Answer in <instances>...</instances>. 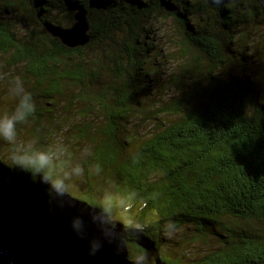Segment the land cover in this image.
<instances>
[{
	"label": "trees",
	"instance_id": "trees-1",
	"mask_svg": "<svg viewBox=\"0 0 264 264\" xmlns=\"http://www.w3.org/2000/svg\"><path fill=\"white\" fill-rule=\"evenodd\" d=\"M81 8L92 40L70 49L47 28H70ZM165 17L179 34L176 96L151 113L143 56ZM263 30L264 0H0V94L20 76L38 103L29 122L59 104L82 112L60 167L100 168L61 196L0 156V247L15 264H132L141 253L149 264H264ZM92 47L98 56L84 57ZM107 71L113 81L91 92ZM107 182V197L142 208L130 222L113 217ZM168 220L216 248L196 260L162 254Z\"/></svg>",
	"mask_w": 264,
	"mask_h": 264
},
{
	"label": "rangeland",
	"instance_id": "rangeland-1",
	"mask_svg": "<svg viewBox=\"0 0 264 264\" xmlns=\"http://www.w3.org/2000/svg\"><path fill=\"white\" fill-rule=\"evenodd\" d=\"M170 18L165 17L159 21L154 20L153 27L151 31L148 33V43L151 44V49L148 54L144 53L145 57V66L144 72L150 73L154 79L153 88V96L152 100H149L146 104V108L152 113L155 110L156 106H161L162 104H166L170 102L175 96L176 92L174 90V85H172V89H170V83H172V77L178 75L179 64L177 63L174 57V51L176 48V40L179 37V34L175 31V23L173 20H168ZM14 24L18 27L23 28L22 22L20 18L14 19ZM175 25V26H174ZM264 33V30L262 31ZM107 42V41H106ZM109 43V42H107ZM108 47V46H107ZM100 50V48H99ZM84 57L94 56L97 57L96 52L94 51V47L85 49ZM147 55V56H146ZM253 59H255L253 57ZM1 61V60H0ZM257 65V60L254 62ZM4 66L0 63V71ZM107 71L104 75L101 76V84L100 86H93L90 90L91 92H96L100 90L101 86H105L107 83H111L113 81L112 76ZM228 73V72H226ZM144 75V73L142 72ZM4 88L1 90L0 100L5 101V103L0 102V108L3 106L6 109L11 111L14 108V100L11 97H8L7 90L9 87V82L2 81ZM74 89V88H72ZM37 106L38 103L36 102ZM43 108L46 107V104H40ZM55 109L49 113H44L43 119L37 124L35 122H27L20 126L22 132L20 131L18 135V139L21 143L27 142L29 140L35 141V146L37 148H45L48 145L55 144L57 141L62 142L66 149L67 153L71 150V146H76V139L71 137V130L75 128L77 123L83 122L85 120L82 118V112L65 109L66 106L59 104L54 106ZM9 112V111H8ZM3 114V112H0ZM128 126L129 129H135L136 127L131 126V123ZM35 128H38L39 131H36ZM146 125L140 126V130L142 134L147 132ZM150 128L148 129V131ZM72 138V140H71ZM76 143V144H75ZM0 156L8 160V155L10 153V146L5 144L4 142H0ZM82 145V146H80ZM77 150L81 151L82 155V147H88V143H81ZM87 145V146H86ZM74 165V164H72ZM96 173V172H95ZM94 171L89 172V174H83L80 176V181H87L88 175L95 174ZM96 175H100L96 173ZM100 180V178H99ZM105 189L102 191L103 196L108 195V193L115 194V188L111 187L108 182L103 185ZM109 190V191H108ZM114 192V193H113ZM105 203L113 209V217L116 219H124L130 222L134 213H137L142 209L139 204L134 202H120L115 196H109L104 199ZM134 213H133V212ZM124 217V218H122ZM160 237L162 242L159 245V250L162 254L169 255L170 257H180L185 254L187 259L196 260L206 252L209 251L210 248H216L217 241L215 239H209L208 243L204 241H198L195 237V230L192 228H182L177 236L173 239H168L163 235V231L160 233ZM151 254V253H150Z\"/></svg>",
	"mask_w": 264,
	"mask_h": 264
},
{
	"label": "clouds",
	"instance_id": "clouds-1",
	"mask_svg": "<svg viewBox=\"0 0 264 264\" xmlns=\"http://www.w3.org/2000/svg\"><path fill=\"white\" fill-rule=\"evenodd\" d=\"M7 94L14 100V108L10 113L0 114V142L10 146L8 160L10 166L31 175L33 178L46 185L50 192L57 195H67L70 181L80 177L85 172V167L76 163L67 167H60L67 158L65 145L57 141L45 148H37L34 140L21 143L18 139V126L26 124L37 112V104L31 91L25 87V82L20 76H14L9 81ZM90 149L82 150V157L90 156ZM99 173V165L89 171ZM104 212V209H97ZM163 235L173 239L180 232V227L174 220H168L162 226ZM132 264H149V257L141 253L133 258Z\"/></svg>",
	"mask_w": 264,
	"mask_h": 264
},
{
	"label": "water",
	"instance_id": "water-1",
	"mask_svg": "<svg viewBox=\"0 0 264 264\" xmlns=\"http://www.w3.org/2000/svg\"><path fill=\"white\" fill-rule=\"evenodd\" d=\"M47 31L70 49L85 47L92 40L88 12L85 8H81L75 13L74 24L70 28L65 29L53 25L48 27ZM0 264H15L9 249L0 247Z\"/></svg>",
	"mask_w": 264,
	"mask_h": 264
}]
</instances>
